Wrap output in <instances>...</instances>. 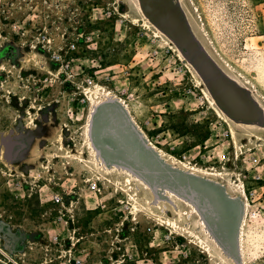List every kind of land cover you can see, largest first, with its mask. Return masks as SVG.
<instances>
[{
    "label": "rangeland",
    "instance_id": "obj_1",
    "mask_svg": "<svg viewBox=\"0 0 264 264\" xmlns=\"http://www.w3.org/2000/svg\"><path fill=\"white\" fill-rule=\"evenodd\" d=\"M43 29L56 38L74 39L76 29L95 38L78 43L76 63L99 61L100 94L119 97L172 161L208 179L231 173L247 205L239 234L246 263L264 264V0H0V226L19 250L13 259L61 264L51 240L69 234L51 199L64 191L67 207L74 203L70 230L81 239L75 254L83 264H233L211 241L213 259L169 224L133 213L126 195L97 178L120 176L104 173L92 156L89 164L67 157L89 147L94 107L72 104L49 74L55 67L32 50ZM182 210L165 201L152 207L204 235Z\"/></svg>",
    "mask_w": 264,
    "mask_h": 264
},
{
    "label": "water",
    "instance_id": "obj_2",
    "mask_svg": "<svg viewBox=\"0 0 264 264\" xmlns=\"http://www.w3.org/2000/svg\"><path fill=\"white\" fill-rule=\"evenodd\" d=\"M89 140L108 167L127 170L148 185L153 201L169 202L172 193L193 205L225 257L242 264L239 234L245 214L242 197L232 198L218 182L176 168L154 151L120 101L106 99L94 107Z\"/></svg>",
    "mask_w": 264,
    "mask_h": 264
},
{
    "label": "built area",
    "instance_id": "obj_3",
    "mask_svg": "<svg viewBox=\"0 0 264 264\" xmlns=\"http://www.w3.org/2000/svg\"><path fill=\"white\" fill-rule=\"evenodd\" d=\"M74 39H70L67 32H63L60 37H53L52 34L47 30L43 29L42 32L37 33L33 39V44L31 48L33 51H38L39 55L45 57L48 63L55 67L54 72L50 70L49 74L53 75V78L58 81L64 89L67 91L68 95L71 97L72 104L78 105H88L91 103L93 97H95V92L100 91L102 87L96 81L97 73L99 72V61L91 67H84L81 64L76 63L78 60L75 55L78 52V43L81 41L83 43H89L92 40L91 36L85 35L84 32L78 31L76 29ZM94 43L89 46L92 50H97L94 47ZM92 71V75H88L86 72ZM127 74V73H126ZM25 97L19 98L20 101L24 100ZM88 180H86L87 182ZM92 189L97 190V184H91ZM70 196V193L66 192H54L52 195L51 202L53 205L59 208V215L57 217V224L66 225V231L69 235L65 238L62 234H56L52 238V243L59 247V254L55 257L54 261H59L61 264H83L81 258L76 256V247L81 239L76 238V231L70 230V216L73 221V202L69 203L67 207V202L65 198ZM70 214V216L68 215ZM67 218V219H66ZM0 253H3L5 259L0 263L2 264H19L12 259L10 255L0 246Z\"/></svg>",
    "mask_w": 264,
    "mask_h": 264
},
{
    "label": "bare ground",
    "instance_id": "obj_4",
    "mask_svg": "<svg viewBox=\"0 0 264 264\" xmlns=\"http://www.w3.org/2000/svg\"><path fill=\"white\" fill-rule=\"evenodd\" d=\"M190 2H191V0H190ZM192 5H193V9H194L195 5L194 4H192ZM223 63L225 64V66L227 67V69L231 73L237 72V71H235V69H233L226 62H223ZM240 76L242 77V75H240ZM249 83H251V82H249ZM251 88H255V85L253 83L251 84ZM94 94L95 95L98 94L96 98H99L100 96L101 97L103 96V99L101 101H98V100L95 99V97H93L92 100H91V103H92L93 107H95V106L101 104L102 102H104L105 101L104 98L105 99H108V98L116 99V100L120 101V98L117 97L114 93H112L109 90L108 91L105 90V93H102V94H100L99 90H97ZM204 94H206V97H207V99H209V102L212 105V107L214 108V110L223 119L224 116L222 115V113H220V111L214 105L213 101L209 97V94L206 91L204 92ZM262 99H263V97H262ZM263 101H264V99H263ZM91 109L92 110H91V113H90V118H91V114H92L94 108L91 107ZM131 118L134 119V116L131 115ZM231 132L234 133L232 130H231ZM86 133L88 134L89 147L88 148L83 147L81 149H78L77 153L73 152V151L72 152H68L67 153L68 154V156H67L68 158H71L72 160H76L77 159V161L79 160V161H82V162H87L89 164L88 160L86 159L87 155L92 156L94 164L97 165V167H99L100 169H102L104 173H107V174L116 173V175L120 176V178H118V179L111 178V177H105V176L97 177V178H99V180L102 179V180H105V181L111 183L112 185H115V187L120 192H122L124 195H126L128 197V199H129V201H130L131 206H132L133 213L139 212V213H143V214H150V215L154 216L160 222L169 224L172 227V229L174 230V232L176 233L177 236L182 237V238H186V239H194L200 247L205 249V251H206L207 255L209 256V258L213 259V258H215V254L213 253L212 245L209 242V241H211L212 243H214L215 247L219 250V252L223 255L222 256L223 261L232 262L230 259L225 257V255L223 254V251L221 250L219 245L212 238V236L208 233L204 223L200 219V215L197 213V211L193 207V205H191L190 203L184 201L183 199L179 198L178 196H176V195H174L172 193H167L166 194L167 197L170 199L172 205H174V207H176V208L178 206L182 207V209H183L182 210L183 211L182 215L184 216V218L186 220L190 219L191 217H195V218H197L199 220V223H200L201 229H202L201 231L206 236V238H204V235H202V234L198 233L196 230L190 228L187 224H181L174 218H169V217L164 218L162 215L155 214L152 211V207L159 206L160 202H158V204H155L154 201L149 199L153 195L150 187L148 185H146V183H144V181H142L141 179L135 177L134 175H132L127 170H124V169H121V168H118V167H115V166L114 167L106 166L102 162V160L100 158H98V155L96 154V151L94 150V148L92 146V143L89 140V124H88ZM57 139H58L57 142L60 143L61 146H64L63 135L60 134L57 137ZM149 144L160 155V157L162 159H164L170 165H172V166H174L176 168H179L181 170H184V171H188V172L193 171V170H191L192 169L191 167H188L186 164H184L181 161H175V162L172 161L171 157L167 153L163 152L160 148H157L156 146H154L151 143V141H149ZM54 148H55V145H54ZM61 149H59V150L61 151ZM55 153H56V151H55ZM60 155H61V153H60ZM180 163H183V164H181V167L178 166V164H180ZM87 167H89V169H92V167L89 166V165ZM191 173L194 174V175H198V174H196V172H194V173L191 172ZM209 175L213 178L211 180H214V181L218 182L219 184L225 186L226 189H227V193L232 198L240 197L239 193H238V195L236 194V190L234 189V187L232 186V184L229 181V178L231 177V173L216 171V172L209 173ZM198 176H200V175H198ZM241 184H242V186H240L239 189H240V191H243L244 182L242 181ZM107 185H108V183H107ZM145 196H147L148 198L147 197L145 198ZM153 199H154V197H153ZM246 211H247V205H246V202H245V214H246ZM245 214H244V217H245ZM243 222H244V219H243L242 223ZM239 247H240V255H241V259H242V264H247L246 263L244 246L242 244V241H240V240H239ZM232 263L235 264L234 262H232Z\"/></svg>",
    "mask_w": 264,
    "mask_h": 264
},
{
    "label": "flooded vegetation",
    "instance_id": "obj_5",
    "mask_svg": "<svg viewBox=\"0 0 264 264\" xmlns=\"http://www.w3.org/2000/svg\"><path fill=\"white\" fill-rule=\"evenodd\" d=\"M8 234H6L4 232V230L2 229V227L0 226V246L2 248V250L6 251L8 253V255H10L11 257L18 254L19 253V250L17 247H15V244L11 243L8 239H6V237ZM10 237V236H9ZM5 259V256L3 253H0V260H4ZM13 259V257H12ZM14 260V259H13ZM2 264V263H0Z\"/></svg>",
    "mask_w": 264,
    "mask_h": 264
}]
</instances>
